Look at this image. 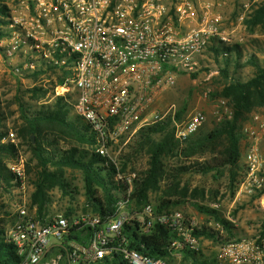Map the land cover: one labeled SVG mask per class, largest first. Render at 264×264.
<instances>
[{"label":"built area","instance_id":"built-area-1","mask_svg":"<svg viewBox=\"0 0 264 264\" xmlns=\"http://www.w3.org/2000/svg\"><path fill=\"white\" fill-rule=\"evenodd\" d=\"M166 1L16 0L10 5L8 26L12 33L0 41V55L8 59L23 55L12 69L15 73L32 74L42 69L51 80L57 75L56 95L64 96L75 114L90 125L96 138L94 147L114 162L117 159L109 151L116 144L126 145L142 127L169 115L175 136L184 140L200 130L207 118L204 111L194 110L179 119L177 111L163 112L155 108L156 103L165 90L176 86L180 72L198 70L199 57L217 36L228 46L231 39L211 18L214 0ZM197 5L204 8L202 25L178 37L177 26L182 19L194 16ZM72 92L77 94L74 101L68 98ZM223 103L216 106L217 121L225 118ZM250 119L241 129L246 147L235 186L236 200L253 203L259 222L252 234L214 240L219 246L217 261L227 264H264V106ZM3 141L16 143V133L8 132ZM9 165L16 173L17 205L13 212L16 219L5 237L15 245L20 264H103L105 258L114 256H122L129 264H174L129 247L122 234L132 218L128 198L118 201L112 216L92 211L41 216L39 205L32 203L26 158L18 152ZM143 213L148 217L145 231L158 221L178 233L174 249L187 246L200 251L201 237L194 230L204 225L228 234L226 226L213 218L202 224L177 209L155 213L148 204ZM226 219L233 224L232 218Z\"/></svg>","mask_w":264,"mask_h":264},{"label":"trees","instance_id":"trees-1","mask_svg":"<svg viewBox=\"0 0 264 264\" xmlns=\"http://www.w3.org/2000/svg\"><path fill=\"white\" fill-rule=\"evenodd\" d=\"M11 15L12 7L4 0H0V41L9 38L12 33L8 26ZM245 25L251 29L259 28L264 33V0L253 7L249 17L245 19ZM238 46L235 44L233 47H213L217 53L223 51L225 55V67L221 69V73L226 82L219 95L227 99L232 112L230 118L225 117L217 121L210 131L202 135L180 140L175 137L173 121L169 115L162 121L142 127L132 141L127 143V149L121 152L116 162L96 150L94 147L96 138L90 125L79 117L71 116L72 106L65 101L64 96L57 97L54 103H50L51 105L42 104L38 109L32 110V104L25 100V95L30 94L32 100L41 101L49 94V88L34 85L24 91L25 95H18L17 103L22 120L18 133L27 142L32 153L27 163V171L28 174H33L35 189L31 199L32 203L39 205L40 215L47 214L51 190L56 187L68 190L66 169H79L83 174L87 206L90 211L112 216L118 201L129 199L127 207L132 211V218L125 224L122 234L131 249L147 256L170 259L174 263L176 257L174 254L178 251L182 255L183 264H219L216 258H206L201 250L193 251L187 246L174 249L173 242L179 235L167 225L157 221L150 231H145L144 222L148 217L143 210L146 205L151 204L155 213L171 211L189 202L190 197L197 196L199 191L193 189L190 193V186L181 187L178 183L183 175L215 173L214 175L218 177L228 171L230 186L235 189L241 174L240 161L243 155L241 127L255 109L264 106V63H258L255 55H252L248 62L256 67L254 76L244 81L232 75L229 68L232 62L230 52L235 50L236 65L239 66L238 58L241 53ZM2 51L3 47L0 46V52ZM45 73L47 71L41 69L26 76L37 79ZM186 108L184 105L179 110L178 118ZM3 118V114H0V127ZM47 132L50 134L44 137ZM6 135L7 131L0 128V183L8 187L15 186L13 181L16 179V173L11 170L9 160L16 158L19 146L14 142L3 141ZM61 139L69 144L68 148L59 144ZM142 150L149 155L147 165L141 169H133L132 165L143 153ZM178 155L184 156L186 161L165 167L164 157ZM131 170L136 172L135 177L130 178ZM163 182L166 183L164 191L166 194L163 193L164 195L152 201L150 193L162 190ZM197 207L200 211L208 213L216 222L223 223L228 233L225 236L204 225L194 230L197 237L223 242L236 236L235 226L222 218L217 209L200 204H197ZM73 212L72 208H68L65 214L70 216ZM12 216L15 221L16 216L13 214ZM13 219L0 217V264H20L22 261L15 245L5 237ZM103 264L129 262L122 256H114L105 258Z\"/></svg>","mask_w":264,"mask_h":264},{"label":"rangeland","instance_id":"rangeland-1","mask_svg":"<svg viewBox=\"0 0 264 264\" xmlns=\"http://www.w3.org/2000/svg\"><path fill=\"white\" fill-rule=\"evenodd\" d=\"M4 1L11 6L16 4V0ZM170 1L171 0H168L167 3L170 4ZM257 3L258 2H255V0H214L210 9L211 18L216 22L219 30L222 32L225 31L227 36L231 39L229 46L233 47L235 44L239 45L237 47L241 53V56L238 58L239 66L236 65L237 54L235 53V50H233L230 52V54H232V62L229 68L232 75H235L244 81L251 79L256 71V67L248 62L252 55H255L258 63H264V33H262L259 28L251 29L245 25V19L249 17L250 13L253 11V7H255ZM194 15L197 17L198 15L202 16V10L199 6H197ZM198 20L200 21L201 18ZM215 40L216 41L210 44L206 51H204L199 57L198 70L193 73L180 72L177 75L176 86L165 90L159 97L155 106V108L163 112L172 109L171 112L177 111L178 113L179 110L186 105L187 108L182 115L179 116V119L185 118L194 110L204 111L207 115L206 121L202 124L200 130L195 135H202L203 133L210 131V129L216 125L217 119L215 116V109L216 106L222 104L223 101V110L225 111L224 117L229 116L230 118L232 115L227 99L219 95V91L226 82L225 77L222 76L221 73V69L225 67V55L223 54V51L217 53L213 49V47L228 45L220 42L218 36ZM23 58V55L20 54L9 59L0 55V114H3L4 117L3 124L0 128L7 131V133L10 131L16 133V143L19 146V152L24 155L28 163L29 159L32 157V153L27 142L24 141L18 133V128L20 127L22 120L20 117L19 104L17 103V96L25 95L24 91L27 88L34 86L35 82H37V85H46V87L49 88V94L41 101L32 100V96L26 94L25 100L32 104V110L38 109L42 104L54 103L59 96L56 95L54 90V86L58 81L57 75H54L55 80H51L53 77L45 74L40 75L37 79H33L27 77L25 75L27 74L26 72L21 74L12 71L14 66L19 64ZM76 96V92H72L68 95V98L70 101H74ZM260 109L261 107L255 109L253 112H258ZM71 112V116L78 117L73 109ZM252 113L250 114L249 119L243 123L241 129L251 120ZM48 134L50 133L47 132L43 136L48 137ZM156 137L159 138V136ZM123 143L119 142L109 151L114 159L118 160L121 152L127 149V144L124 145ZM59 144L64 148L69 147V144L62 139ZM245 147L243 139H241L242 153L245 151ZM142 151L143 153L135 160V164L133 163V169H141L147 165L149 155L144 152L145 150ZM163 160L165 167L168 168L185 162L186 158L178 155L167 156L164 157ZM244 160V155H242L240 171L243 169ZM11 161L12 159L9 160V163ZM35 163L36 162H33V164ZM130 173L132 174L136 172L131 170ZM214 174L215 173H209L206 175H183L178 181V183L181 184V187L187 185L190 186V193L193 189H196L199 193L195 197H190L189 202L177 206L174 209L181 210L187 216H193L197 218L200 223L205 224L208 223L212 217H210L208 213L200 211L197 204L205 205L211 209H217L222 218H232L234 220L233 225L236 226L235 231L237 232V236H247L252 234L255 229L254 227H256L255 224L259 222L258 211L256 210L255 205L251 202L240 204L236 200V187L233 189L230 186V175L228 171L222 175L217 174L218 177ZM32 177L33 174L28 175L29 189L33 193L35 186ZM65 179L69 184L67 191L58 187L50 191V201L46 210L47 214H65V211H67L68 208H72L74 215L90 212V208L87 206L85 183L81 170L67 168L65 171ZM164 191H166L165 182L162 183V190L159 189L150 193V199L155 201L156 198L166 194ZM214 204H218V207L214 208ZM16 205L17 201L14 187H7L6 184L0 183V217L13 219L12 214L16 210ZM214 222L216 221L214 220ZM12 223L9 224V227ZM240 233L242 234L239 235ZM218 247L219 246L214 239L203 238L200 250L206 258L218 259ZM175 256L174 260L176 264L184 263L182 262V255H180L179 252L175 253ZM36 264L45 263L44 261H40ZM219 264L227 263L219 262Z\"/></svg>","mask_w":264,"mask_h":264},{"label":"crops","instance_id":"crops-1","mask_svg":"<svg viewBox=\"0 0 264 264\" xmlns=\"http://www.w3.org/2000/svg\"><path fill=\"white\" fill-rule=\"evenodd\" d=\"M201 1L204 2L205 0H201ZM166 2H168V1H166ZM197 6H199L201 8L202 16L198 15V17H197L194 15L192 17L182 19V22L180 23V25L177 26V30H176L177 31L176 35L178 37H183V36L187 35L188 33H190L192 30L200 28V26L202 25L201 21H202V17H203V13H204L203 12L204 8L202 5H201L202 7L200 5H197ZM200 18H201V20L199 21L198 19H200ZM235 233L237 234L236 231H235ZM202 239H203V237L201 238V241H202Z\"/></svg>","mask_w":264,"mask_h":264},{"label":"water","instance_id":"water-1","mask_svg":"<svg viewBox=\"0 0 264 264\" xmlns=\"http://www.w3.org/2000/svg\"><path fill=\"white\" fill-rule=\"evenodd\" d=\"M33 139H34V136H33Z\"/></svg>","mask_w":264,"mask_h":264}]
</instances>
